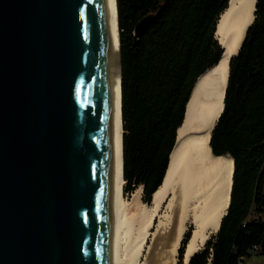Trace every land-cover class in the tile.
Wrapping results in <instances>:
<instances>
[{"label":"water","instance_id":"95a60500","mask_svg":"<svg viewBox=\"0 0 264 264\" xmlns=\"http://www.w3.org/2000/svg\"><path fill=\"white\" fill-rule=\"evenodd\" d=\"M109 68L107 0H0V264H109Z\"/></svg>","mask_w":264,"mask_h":264},{"label":"trees","instance_id":"16d2710c","mask_svg":"<svg viewBox=\"0 0 264 264\" xmlns=\"http://www.w3.org/2000/svg\"><path fill=\"white\" fill-rule=\"evenodd\" d=\"M116 2L124 195L142 185V200L150 204L167 173L195 84L221 58L215 34L230 0ZM147 16L152 23L136 43L135 27ZM211 147L215 155L234 159L231 200L218 233L188 264H241L264 256V0H257L253 24L231 62Z\"/></svg>","mask_w":264,"mask_h":264},{"label":"bare ground","instance_id":"6f19581e","mask_svg":"<svg viewBox=\"0 0 264 264\" xmlns=\"http://www.w3.org/2000/svg\"><path fill=\"white\" fill-rule=\"evenodd\" d=\"M108 5L109 117L111 128L109 264H188L219 231L230 205L234 159L217 156L210 145L212 129L224 110L229 70L226 61L199 79L162 185L150 204L138 186L127 199L123 177V119L119 66L120 29L116 0ZM242 5V2H241ZM232 0L220 21L217 39L235 35L234 51L254 20V5L242 17ZM233 42V40H232ZM191 227L186 243L182 245Z\"/></svg>","mask_w":264,"mask_h":264},{"label":"rangeland","instance_id":"374dc122","mask_svg":"<svg viewBox=\"0 0 264 264\" xmlns=\"http://www.w3.org/2000/svg\"><path fill=\"white\" fill-rule=\"evenodd\" d=\"M130 196H131V194H130ZM130 196L127 198V199H129L130 198ZM143 196V195H142ZM188 229H190V230H188V232H187V234L189 233L190 234V231H191V227L189 226L188 227ZM186 237V236H185ZM214 237V235H212L211 237H210V239L211 238H213ZM209 239V240H210ZM185 240H186V238H185ZM208 242V241H207ZM206 242V243H207ZM182 245H183V242H182ZM182 255V254H181ZM179 256L178 257V264H183V262H182V256ZM241 264H264V256H261V255H253V256H251L250 258H248V259H246L243 263H241Z\"/></svg>","mask_w":264,"mask_h":264}]
</instances>
